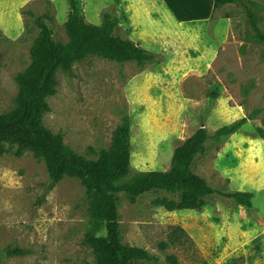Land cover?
<instances>
[{"label": "rangeland", "instance_id": "1", "mask_svg": "<svg viewBox=\"0 0 264 264\" xmlns=\"http://www.w3.org/2000/svg\"><path fill=\"white\" fill-rule=\"evenodd\" d=\"M71 1L93 26L108 14L117 17L125 39L131 35V13L145 47L191 63L172 74L174 103L166 101V88L144 87L145 75L136 74L146 68L135 61L88 57L68 72L59 71L42 122L53 134H63L66 147L95 160L126 117L131 172L167 171L175 150L193 134L245 120L223 141H208L192 172L221 191L252 193L250 209L213 196L199 210H167L154 201L176 200L177 195L148 193L131 204L119 193L120 243L157 259L139 264H168L171 255L177 264H264V141L257 133L264 130V44L255 30L264 35V0H238L206 21L185 18L200 0H174L173 15L157 0H0V115L16 106L15 79L31 64L30 49L39 32L35 20L48 21L53 41L66 43ZM190 42L203 52L207 48L206 59ZM160 63L157 56L154 68ZM5 148L0 155V264H97L85 242L88 199L80 181L64 177L52 183L32 153L16 157L15 145ZM176 227L185 234L176 233L172 242ZM160 243L166 247L160 249ZM15 248L26 254L7 255Z\"/></svg>", "mask_w": 264, "mask_h": 264}, {"label": "trees", "instance_id": "2", "mask_svg": "<svg viewBox=\"0 0 264 264\" xmlns=\"http://www.w3.org/2000/svg\"><path fill=\"white\" fill-rule=\"evenodd\" d=\"M238 0H213V11ZM71 12L64 24L68 38L66 43L53 41L51 27L43 18L35 20L39 32L30 49L31 64L16 76L19 93L16 106L0 115V155L7 152L5 145H15L13 154L20 157L32 153L34 159L45 165L52 183L64 177L76 178L85 189L88 199L90 232L85 237L96 257L97 264L157 263V259L143 249L120 243L117 216V195L124 193L131 204L148 193L168 192L177 195L176 200L156 199L154 205L167 210H199L206 199L219 196L234 204L250 209L253 194L250 192H224L209 186L204 179L192 172L195 159L202 155L207 142H221L235 134L245 120L224 126L213 133L201 130L190 136L171 158L167 171L132 173L130 157V129L127 118L115 129L110 146L90 160L66 147L61 132L53 134L43 125L42 118L49 112L47 99L56 94V74L68 72L74 63L88 57H101L117 63L135 61L138 65L153 62L157 57L135 47L118 33L117 17L108 14L96 26L84 21L71 1ZM254 22V16L249 15ZM255 27L256 38L264 44V35ZM248 119L252 118L247 115ZM257 133L264 141V130ZM172 242L176 233L183 229L173 228ZM103 232V234H102ZM165 243L159 248L164 249ZM7 255H24L25 251L7 249ZM168 264H177L174 256L166 258Z\"/></svg>", "mask_w": 264, "mask_h": 264}, {"label": "crops", "instance_id": "3", "mask_svg": "<svg viewBox=\"0 0 264 264\" xmlns=\"http://www.w3.org/2000/svg\"><path fill=\"white\" fill-rule=\"evenodd\" d=\"M158 2H160L159 4L164 5V7L173 15V11L171 8V5H177L175 4L174 0H157ZM20 9V8H19ZM214 14L213 11V0H200V4L196 5V11L195 12H191L189 13L190 16L185 17L186 19H190L192 18L193 15H196V17H198V19H202V20H210L212 15ZM20 15V14H19ZM131 13L129 14V24L131 26V35L127 36V39L133 44L135 45V47L145 50L149 53L154 54L156 57L159 56V61H161L160 64H158L160 66V68L156 69L154 68V64L152 63H148L145 64L144 67L146 69L145 71H140L136 74V76H139V74H144L145 78H146V82L144 87H146L147 85H150L151 88L155 87L159 90H162L164 88H166V92L163 93L167 100L170 103H174L175 100L177 99V89L174 88V84H173V77L172 74L174 71H177L180 69V67L182 65H186L191 63V61L185 59H179V58H173V56H171L169 53H165V52H160V51H155V49L153 48H147L145 47L142 43L140 34L138 32V30L135 28V25H133L132 21H131ZM133 17V16H132ZM181 20H177L178 23H180ZM189 21H193V20H189ZM191 48L192 49H196L200 55V57L205 58L206 55V50L207 48H205L204 52L199 48L198 45H196V42H190ZM187 50V49H186ZM186 50L183 52V55L185 56ZM181 56V57H184ZM167 57H171L173 58L171 61H169V64L166 65V58ZM179 63V64H177ZM147 65V66H146ZM153 69V70H151ZM158 71V72H157ZM148 73V74H146ZM169 76V79H166V77ZM170 77H172L170 79ZM160 79H164L165 82H161L158 85H156V81L160 82ZM165 85V86H164ZM180 102H182L181 100H179Z\"/></svg>", "mask_w": 264, "mask_h": 264}]
</instances>
